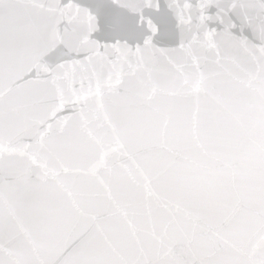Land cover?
Here are the masks:
<instances>
[{"label": "snow or ice", "instance_id": "6c2138e0", "mask_svg": "<svg viewBox=\"0 0 264 264\" xmlns=\"http://www.w3.org/2000/svg\"><path fill=\"white\" fill-rule=\"evenodd\" d=\"M0 264H264V0H0Z\"/></svg>", "mask_w": 264, "mask_h": 264}]
</instances>
